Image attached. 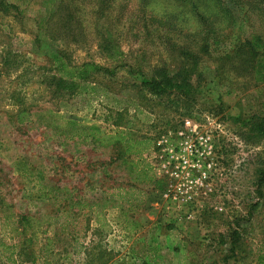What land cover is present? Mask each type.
<instances>
[{
	"label": "rangeland",
	"instance_id": "obj_1",
	"mask_svg": "<svg viewBox=\"0 0 264 264\" xmlns=\"http://www.w3.org/2000/svg\"><path fill=\"white\" fill-rule=\"evenodd\" d=\"M5 1L11 10L5 11L0 0V203L7 213L29 218L37 243L22 244L0 220V264H264V184L258 187L257 175L264 139L242 125L252 116L264 119V77L234 71L236 60H223L224 50L236 47L244 35L264 37V2L235 11V21L229 10L221 24L214 23L213 5L207 4L206 27L217 32L223 46L198 56L191 78L198 92L188 99L156 98L141 85V73L188 74L185 58L200 52L190 41L194 36L174 34L167 26L163 17L171 5L33 0L28 16L21 17L13 4L29 3ZM100 5L107 8L103 14L97 12ZM184 25L188 33L198 30L191 8ZM55 51L72 65L94 62L115 74L95 75V92L69 96L53 80L59 65ZM47 109L112 134L153 140L149 160L163 188L137 186L144 193L133 190L127 198L131 204L118 202L140 229H125L120 208L105 211L109 228L102 238L93 236L94 223L78 242L52 226L66 193L41 197L25 168L87 200L134 184L117 159L121 146L66 140L40 126L36 116L32 123L17 121L20 110L35 115ZM40 251L48 258H31Z\"/></svg>",
	"mask_w": 264,
	"mask_h": 264
},
{
	"label": "trees",
	"instance_id": "obj_2",
	"mask_svg": "<svg viewBox=\"0 0 264 264\" xmlns=\"http://www.w3.org/2000/svg\"><path fill=\"white\" fill-rule=\"evenodd\" d=\"M141 1L142 3L146 2V0ZM161 1L174 7L163 17L167 19V26L172 28L171 31L174 32V34L178 33L183 35V32L184 34L187 32L188 38L194 36L195 40L190 41H193L195 45L198 46L200 52H196V55L190 54L185 58L186 65L190 64L191 66L187 71L188 74L184 73L180 75L179 73H175V75H172L167 71H160L159 73H154L149 76L141 73V85L144 87L143 91L156 98L179 96L188 99L194 97L196 92H198L191 79L192 73L197 69L199 64L198 56L200 53L209 52L214 46L216 47L215 50H220L223 46L220 44V37L216 36L217 32H213L210 28L206 27L207 24L205 21L208 19L205 8H209L207 4L213 5L214 11H212L211 17L214 20V23L221 24L225 19L224 16H228V13H231L230 11H232L230 19L235 21V11H250L251 9H254L251 6H258L264 2V0ZM32 2L33 0H25L24 4L29 3L27 7H22L25 5L17 6L13 4L17 15L27 17L29 14V5ZM61 2L64 3L65 0H61ZM71 2L75 3V0H71ZM100 2H102V0H100ZM5 3L6 1L4 0L2 6L5 11L11 10L10 5H5ZM158 3L160 4V2ZM215 3H217V7ZM148 4L149 3L145 5ZM187 8H191L192 14L199 25L198 30L195 33H188L189 31H187V28L184 25V16ZM75 9L76 8H74V11ZM102 10L107 11V8L101 5L100 7H97L98 14H103L104 11ZM193 42H191L189 46H192ZM224 52L225 53L223 54L226 56V58L223 59L224 61H232L235 64L234 59L236 60L234 71L247 75H250V73L252 75L254 73V76L259 75V80H262L264 77V37L262 35L257 32H252L250 35H244L240 38L236 47L229 50L226 48ZM240 52L244 53L241 54ZM55 54V59L58 60L59 65L58 77H54L53 80L56 81L57 87L65 92V94H69V96L74 97L95 92L97 88L96 86H92L91 82L92 77L95 75L102 73L111 75L115 74V71L109 70L108 68L94 62L72 65L65 60V57L60 51H55ZM254 57L255 65L253 66L252 60ZM251 68L253 69V72L251 71ZM218 71H220V68L217 69V72ZM189 72H191V74ZM33 116H36V121L40 126L51 130L55 135L63 137L66 140H78L83 144H92L97 148L105 149L121 146V149H116L118 155L117 159L121 161V166L127 172L131 182L134 184L128 190H119L115 193H102L101 197L98 199L87 200L81 197H74V190L61 189L59 186L48 185L45 183L42 173L31 172L29 174L25 168L24 173L25 176H27V180L33 185V190H35L41 197L50 199L55 192L64 191L66 193V197L63 198V212L61 213L64 214L63 216H60V214L51 217L53 219V223H51L52 226L58 227L61 235L72 237L75 242H78L80 239H85L88 233L92 231L90 226L91 223H94L96 228L93 230V236H99L102 238L107 233V228H109L105 211L109 208H120L123 213L125 229L129 231L140 229L142 225L134 220L133 217L128 216L126 212H123L122 206H120L118 202L120 200L122 203L126 202L131 204L132 202L127 200V198L128 196H131L130 193L133 190L139 194L144 193V191L137 188V186L163 188V180L157 177L155 168L149 160L150 155L155 151V149H153V140L150 138L130 139L121 131L112 134L97 125L81 123L52 109L41 110L35 113V115H33L32 112L20 110L17 114V121L20 125L32 123L34 121ZM242 125H244L245 128L249 127L248 131L253 134L256 139H264V119H261L258 116H252L247 118ZM258 164L262 167L257 170L258 187L261 188L264 184V159ZM53 201L55 200L53 199ZM0 204V212L3 215L0 218V220L3 221L2 228H12L10 233L11 237H18L19 240H22V244H27L28 242L37 243V241L34 240V233L32 232L29 218L18 216L13 213H7L8 211L5 209L7 206L4 201ZM65 217L67 220L62 221V218ZM43 224H46V222L43 221ZM80 247L81 250L85 249L82 245H80ZM81 250L77 252V254H79ZM233 250L234 248L232 251ZM30 254H32V259L35 256V258L45 257L47 259L49 256L48 253H44V251H40L39 255H33V252Z\"/></svg>",
	"mask_w": 264,
	"mask_h": 264
}]
</instances>
